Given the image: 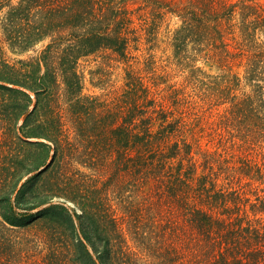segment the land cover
I'll return each instance as SVG.
<instances>
[{
	"label": "trees",
	"instance_id": "trees-1",
	"mask_svg": "<svg viewBox=\"0 0 264 264\" xmlns=\"http://www.w3.org/2000/svg\"><path fill=\"white\" fill-rule=\"evenodd\" d=\"M134 1L0 0V264H147L151 251L160 264H264V0ZM169 16L181 25L163 42L191 92L151 54ZM6 45L41 50L11 62ZM105 54L129 67L112 99L85 94L80 70ZM215 59L239 62L252 91L233 68L198 66ZM207 118L215 149L199 139ZM98 151L117 165V212L77 173L68 195L42 183L67 154L97 166ZM43 218L68 232L14 231Z\"/></svg>",
	"mask_w": 264,
	"mask_h": 264
},
{
	"label": "rangeland",
	"instance_id": "rangeland-1",
	"mask_svg": "<svg viewBox=\"0 0 264 264\" xmlns=\"http://www.w3.org/2000/svg\"><path fill=\"white\" fill-rule=\"evenodd\" d=\"M190 0H176L179 4H188ZM228 2H238L240 0H225ZM143 4L142 0L134 1V8H137ZM182 5V6H183ZM168 22L170 23V29H167V23L162 27L161 33L159 35L158 39V47L151 52V54L156 56V59L158 61L159 65H167V71L170 73V82L171 84H177L178 86L186 87L187 92H191L192 83H188L187 76L190 75L189 70L185 71L180 66L179 63H177L176 58L173 56V48L169 47L167 43L163 41H168L169 37H172V34L174 31L181 25V20L179 17L175 16H169ZM238 18V17H237ZM168 31V32H167ZM6 57L11 61L15 62L17 60L26 58L28 56H33L36 54L37 51L41 50V46H38L35 50L30 51L27 54H19L14 51H12L8 45H6ZM145 53V56H147V50L146 46L143 47L142 53ZM137 55L141 56L140 61L143 62L144 57L141 53H137ZM235 63V62H234ZM230 63L229 66H221V64L218 62V59H215L214 61H202L198 63V66L202 67L203 70L212 75H221L230 72L229 69L233 68V72L239 74V76L242 79V85L241 90L242 92H248L250 93L253 89L250 83H248L245 79V72L243 67H239V62ZM133 69L139 70L143 67V64L138 62H132ZM128 65L126 64H120L115 59H112L108 57V54L100 55L99 57H91L87 60H82L80 70L81 73L84 76V93L85 94H91V95H97L102 96L104 98L112 99L118 91L121 90V88L124 86L126 82V75L128 69ZM161 72V71H159ZM214 118H207L203 123L202 127L207 129L206 132H202L200 134V140L202 145L205 148H212L215 149L217 147L218 140H214V143L210 142L211 137L209 136L210 133V124L213 122ZM219 144V143H218ZM222 149V148H221ZM104 152V151H103ZM102 152V153H103ZM100 153V151L97 152V155L99 156V162L97 166H94L93 164H89L88 166H84L80 164L78 161H68V154L66 156L65 162L62 161L61 167L55 168L50 170L45 175V182H42L45 184L46 182L50 183V187L54 189L55 193H67L68 195V172L69 174L75 175L76 173L78 175H75L76 178H80L82 183L86 184V186H96L99 189L98 197H100L103 200V203L105 202L106 207L111 209L112 211L117 212L118 210V185L116 180V163L113 162V159L105 156L104 154ZM247 153V152H246ZM253 153H256L255 151ZM108 168V169H107ZM81 175H86L84 177H79ZM127 195H132L131 192H126ZM63 195V194H60ZM54 203L65 202L66 206H70L72 209L76 210L78 213H81L80 209L71 201H68V199L56 197L54 199ZM117 217L121 215H116ZM62 218V217H61ZM38 219L35 221L31 227L27 229H15L14 231L17 232L16 234L23 239L25 237H31L33 235H38L42 238H44V234H50V235H61L63 236L65 233L68 232V229L65 228L64 225L59 224L58 221L61 220H55V221H49ZM129 245L132 246L135 250H138L135 246L133 241L131 240L130 235H127ZM44 240V239H43ZM44 246H41L43 248ZM65 253V252H64ZM46 254V253H45ZM141 257L145 258L147 260V264H160L158 261V258L156 256L155 251H151L148 256H145L140 252ZM65 257H59L54 258L53 261L60 262V263H68V255H64ZM40 262L43 260V254L38 256ZM44 261V260H43ZM49 261H46L48 263Z\"/></svg>",
	"mask_w": 264,
	"mask_h": 264
},
{
	"label": "water",
	"instance_id": "water-1",
	"mask_svg": "<svg viewBox=\"0 0 264 264\" xmlns=\"http://www.w3.org/2000/svg\"><path fill=\"white\" fill-rule=\"evenodd\" d=\"M51 161H52V160H51ZM51 161H50V162H51ZM50 162H49V163H50Z\"/></svg>",
	"mask_w": 264,
	"mask_h": 264
}]
</instances>
